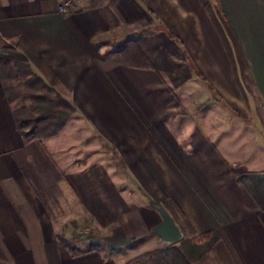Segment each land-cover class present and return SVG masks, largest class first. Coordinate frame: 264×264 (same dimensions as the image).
Wrapping results in <instances>:
<instances>
[{
	"label": "crops",
	"instance_id": "0c3cea01",
	"mask_svg": "<svg viewBox=\"0 0 264 264\" xmlns=\"http://www.w3.org/2000/svg\"><path fill=\"white\" fill-rule=\"evenodd\" d=\"M71 1L0 0L75 113L27 143L0 78V264H127L167 245L155 204L216 235L197 264H264V0Z\"/></svg>",
	"mask_w": 264,
	"mask_h": 264
},
{
	"label": "trees",
	"instance_id": "16d2710c",
	"mask_svg": "<svg viewBox=\"0 0 264 264\" xmlns=\"http://www.w3.org/2000/svg\"><path fill=\"white\" fill-rule=\"evenodd\" d=\"M15 49L19 51L17 52ZM20 49L22 46L18 41L0 42V78L3 82L8 83L5 90L9 102H20L19 104H21L13 111V116L21 136L28 143L34 139L56 136L74 115V109L66 98L62 99L60 93L33 72L29 58ZM238 58L240 57L238 56ZM238 58L235 61V65L241 71L238 80L243 88H248L245 81L247 79L245 76L246 65ZM27 101L31 103H27ZM52 109H54L53 112ZM43 130H46L47 133L42 134ZM171 216L175 223L179 224L175 213ZM180 216L185 222L183 215ZM181 232L184 237L183 241L165 249L141 254L127 264H197L206 261L212 246L217 241L216 235L213 233L201 236L192 234L190 239H185L184 230L181 229ZM58 242L61 246L74 250L64 238L59 237ZM201 246H204V250L199 255L198 250Z\"/></svg>",
	"mask_w": 264,
	"mask_h": 264
},
{
	"label": "rangeland",
	"instance_id": "374dc122",
	"mask_svg": "<svg viewBox=\"0 0 264 264\" xmlns=\"http://www.w3.org/2000/svg\"><path fill=\"white\" fill-rule=\"evenodd\" d=\"M14 41V40H13ZM16 41V40H15ZM12 43H14V42H12ZM15 51H19V50H17V49H15ZM247 78V77H246ZM246 81V84L248 85V87L250 86V84H249V81H248V79H246L245 80ZM47 84H48V82H47ZM60 96L62 97V99H63V97L64 98H66L67 96L66 95H64L63 93L62 94H60ZM66 100H67V98H66ZM69 102V101H68ZM20 103V102H19ZM18 103V105L20 106L21 104H19ZM27 103H31L30 101H27ZM57 106H58V102H57ZM53 110L54 109H52V112H53ZM75 114V113H74ZM45 134V133H47V131L46 130H43L42 131V134ZM90 151V150H89ZM94 152V151H93ZM85 153H89V155H91L92 154V151L91 152H85ZM100 153V152H99ZM100 157H102L103 159H105V160H107L106 162L108 163V154L105 152L104 153V151H101V153H100ZM97 159V160H96ZM99 159L98 158H94V162H97ZM177 216V219L179 220V224L181 225V227H182V229L184 230V234H186V238L185 239H190V237L192 236V232L191 231H189L188 229V226L185 224V222H183V219H182V217L180 216V215H176ZM184 240V237H183V239L181 240V241H183ZM91 241H94V239L93 238H88L87 236L86 237H83V236H81V235H79V234H77V235H75L74 237H71L70 239H69V245L74 249V247H76L77 249L76 250H81V251H84V250H86V249H95V246H94V244H91ZM179 243V242H178ZM138 246V248H142L141 247V245H137ZM92 247V248H91ZM167 247H169V245H165L162 249H165V248H167ZM204 248V246L202 247L201 246V248L198 250L199 251V255H201V252H203V249ZM137 249V248H136ZM161 250V249H160ZM121 251H124L123 250V248L121 249ZM123 254V253H122ZM126 255V254H125ZM125 255H122V259H123V256L125 257ZM127 256V255H126ZM138 256H136L134 259H136ZM199 257H201V256H199ZM196 258V257H195ZM133 259V260H134ZM132 261V260H131Z\"/></svg>",
	"mask_w": 264,
	"mask_h": 264
},
{
	"label": "water",
	"instance_id": "95a60500",
	"mask_svg": "<svg viewBox=\"0 0 264 264\" xmlns=\"http://www.w3.org/2000/svg\"><path fill=\"white\" fill-rule=\"evenodd\" d=\"M153 208L159 213L161 221L152 228V233L167 245H175L180 242L183 235L172 216L161 204H155Z\"/></svg>",
	"mask_w": 264,
	"mask_h": 264
},
{
	"label": "built area",
	"instance_id": "2783aa9c",
	"mask_svg": "<svg viewBox=\"0 0 264 264\" xmlns=\"http://www.w3.org/2000/svg\"><path fill=\"white\" fill-rule=\"evenodd\" d=\"M71 6H72L71 0H61L60 5H59V11L64 12Z\"/></svg>",
	"mask_w": 264,
	"mask_h": 264
}]
</instances>
